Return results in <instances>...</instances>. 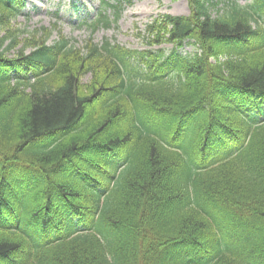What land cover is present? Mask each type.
I'll return each instance as SVG.
<instances>
[{"label": "trees", "instance_id": "trees-1", "mask_svg": "<svg viewBox=\"0 0 264 264\" xmlns=\"http://www.w3.org/2000/svg\"><path fill=\"white\" fill-rule=\"evenodd\" d=\"M100 1L82 47L10 57L0 0V264H264V0L156 16L169 52L93 41L133 2Z\"/></svg>", "mask_w": 264, "mask_h": 264}, {"label": "rangeland", "instance_id": "rangeland-1", "mask_svg": "<svg viewBox=\"0 0 264 264\" xmlns=\"http://www.w3.org/2000/svg\"><path fill=\"white\" fill-rule=\"evenodd\" d=\"M209 1L217 3L215 8H223L230 0ZM236 1L244 5L252 0ZM99 5V0H26L22 13L11 21L10 27L17 34L20 43L15 49L8 52L9 56H15L17 50L23 44L32 40V34L36 38L42 39L45 37V30L55 27L57 30H54L51 37L47 39L48 43L58 39L59 35L56 32L59 31L62 35L71 39L72 42H76L77 47H82V44L89 36L87 24L97 17L96 13ZM168 13L187 15L189 13L187 0H134L132 5L123 7L117 26H112L108 29L98 28L92 34L93 41L102 42L104 38H108L129 49L156 50L163 48L169 52L172 48L171 45L150 46L145 37L146 25L156 16ZM213 15H215V11ZM29 50L28 47L24 52L27 53ZM180 51L183 54H189L193 51V48L186 42ZM88 79L89 76H85L82 81L86 82ZM224 145L225 143H222V146ZM233 145L230 143V147L221 149L222 146L220 144L221 150L218 154L228 153ZM22 181H24L23 178ZM22 192L26 198L31 194L30 191Z\"/></svg>", "mask_w": 264, "mask_h": 264}]
</instances>
